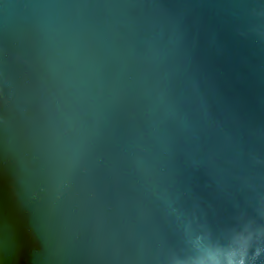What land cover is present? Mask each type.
Returning a JSON list of instances; mask_svg holds the SVG:
<instances>
[{
	"label": "water",
	"instance_id": "95a60500",
	"mask_svg": "<svg viewBox=\"0 0 264 264\" xmlns=\"http://www.w3.org/2000/svg\"><path fill=\"white\" fill-rule=\"evenodd\" d=\"M0 264H264V0H0Z\"/></svg>",
	"mask_w": 264,
	"mask_h": 264
}]
</instances>
